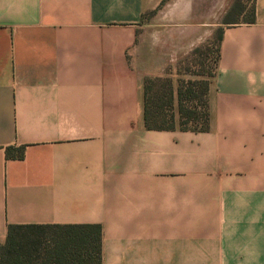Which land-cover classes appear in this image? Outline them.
Segmentation results:
<instances>
[{
	"label": "crops",
	"instance_id": "1",
	"mask_svg": "<svg viewBox=\"0 0 264 264\" xmlns=\"http://www.w3.org/2000/svg\"><path fill=\"white\" fill-rule=\"evenodd\" d=\"M215 6L0 0V243L8 224H98L101 264H264V0L222 22L207 130L143 124L144 79L175 97Z\"/></svg>",
	"mask_w": 264,
	"mask_h": 264
},
{
	"label": "trees",
	"instance_id": "2",
	"mask_svg": "<svg viewBox=\"0 0 264 264\" xmlns=\"http://www.w3.org/2000/svg\"><path fill=\"white\" fill-rule=\"evenodd\" d=\"M234 6L235 8H229L230 10H228L227 14L231 15L234 12H238L236 9L238 6ZM227 20H231L230 23L239 22L234 17L226 19L224 22L227 23ZM253 20L254 11L252 4L249 16L241 21L252 22ZM220 36L221 28L217 36V44ZM217 52L218 47H216ZM212 73L213 70L206 72L207 77L201 80L202 89L200 95L205 96V98L201 102V125L198 127L186 126V121H181L178 126H175L172 122L169 124L167 121L173 119L172 114H163L162 112L166 106L169 107L171 105L173 100V90L170 82L163 83L162 87L155 93L156 96L150 97V83L160 81L163 78H145L143 81V124L145 128L167 130L176 127L181 130L195 132L206 131L208 126L206 105L207 78ZM186 83L189 85L184 90L181 89L179 84L175 89L177 111L181 118L194 119L197 118L195 112L184 108L183 101L194 96L190 87L195 84V80H187ZM166 116H169L168 120L165 118ZM21 155V146H19L18 151L14 155L7 148L5 149V156L7 157L14 156L19 158ZM100 258V230L98 224H8L4 241L0 243V264H101Z\"/></svg>",
	"mask_w": 264,
	"mask_h": 264
},
{
	"label": "rangeland",
	"instance_id": "3",
	"mask_svg": "<svg viewBox=\"0 0 264 264\" xmlns=\"http://www.w3.org/2000/svg\"><path fill=\"white\" fill-rule=\"evenodd\" d=\"M215 1V19L217 22L216 29L211 32L209 40H205L204 42L200 43L197 47L193 48L191 51L184 53L181 58L175 63V72L179 74V78L177 79V85H181V89L184 90L188 87L186 81L187 80H195V84L191 85V90L194 96L189 97L185 101H183L184 108H188L195 112V116L197 118H181L177 111V102L176 96L173 97L171 105L165 107L163 110V114L171 113L173 116L172 120L167 121L169 124L172 122L175 126L181 121H186V126H195L198 127L201 125V102L205 98L200 95V91L202 89L201 80L207 77L205 74L206 72L213 70V65L217 56L216 47H217V36L219 33V29L222 28V22L229 18H235L237 20L245 19L249 16L253 4V0H210V2ZM235 8L234 5L238 6L236 9L238 12H234L233 14L229 15L228 10L229 6ZM240 6V8H239ZM228 8L224 14L225 9ZM232 8V9H233ZM211 10V7H210ZM145 30L143 28L139 32L137 38V44L139 41L144 39ZM202 72V74H201ZM158 78V77H156ZM163 78L160 81H153L150 83L149 86V96L155 97V93L162 87L163 83L170 82L168 77H160ZM165 78V79H164ZM155 79V78H153ZM169 80V81H168ZM171 84V82H170ZM196 94V96H195ZM198 95V96H197ZM167 120L169 116L165 117ZM48 235V234H46Z\"/></svg>",
	"mask_w": 264,
	"mask_h": 264
}]
</instances>
